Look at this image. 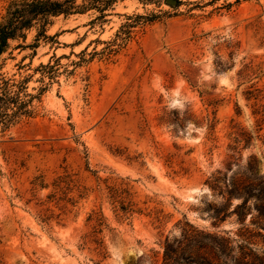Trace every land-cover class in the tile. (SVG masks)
Returning a JSON list of instances; mask_svg holds the SVG:
<instances>
[{
  "label": "rangeland",
  "instance_id": "374dc122",
  "mask_svg": "<svg viewBox=\"0 0 264 264\" xmlns=\"http://www.w3.org/2000/svg\"><path fill=\"white\" fill-rule=\"evenodd\" d=\"M178 1L77 0L10 41L0 77L38 98L0 128V264H194L203 233L239 239L235 191L264 185V0Z\"/></svg>",
  "mask_w": 264,
  "mask_h": 264
},
{
  "label": "trees",
  "instance_id": "16d2710c",
  "mask_svg": "<svg viewBox=\"0 0 264 264\" xmlns=\"http://www.w3.org/2000/svg\"><path fill=\"white\" fill-rule=\"evenodd\" d=\"M84 8L77 4V0H22L12 3L7 14L0 22V57L9 49L10 41L25 39L27 31L34 25L41 24L39 37L45 35L46 27L52 17L83 14ZM37 37L36 41L39 40ZM35 48L37 46H34ZM42 66L41 68H51ZM29 80L16 82L13 79L0 77V128L7 129L23 117L32 114L31 105L38 97L28 91ZM39 96H42L44 90ZM250 99L256 103L264 102L262 90L255 88L249 93ZM264 108V106H263ZM259 187V188H258ZM242 198L232 215H236L239 227V239L225 237L222 233H203L205 245L198 246V250H190L189 257L198 260L194 264H264V248L259 247L258 239H264V185L249 184L235 191ZM234 196V193H231ZM257 209V216L251 212ZM251 214V221L247 224V217ZM98 214L93 216L94 229L83 237L85 246L94 245L93 254L99 260L106 259L107 247L101 237V219ZM227 217V216H226ZM226 217H216V224L224 223ZM253 227V228H250ZM228 233V232H227Z\"/></svg>",
  "mask_w": 264,
  "mask_h": 264
},
{
  "label": "water",
  "instance_id": "95a60500",
  "mask_svg": "<svg viewBox=\"0 0 264 264\" xmlns=\"http://www.w3.org/2000/svg\"><path fill=\"white\" fill-rule=\"evenodd\" d=\"M166 2L168 4H170L171 6H177L179 1L178 0H166Z\"/></svg>",
  "mask_w": 264,
  "mask_h": 264
}]
</instances>
